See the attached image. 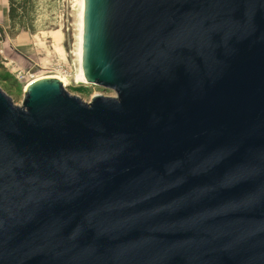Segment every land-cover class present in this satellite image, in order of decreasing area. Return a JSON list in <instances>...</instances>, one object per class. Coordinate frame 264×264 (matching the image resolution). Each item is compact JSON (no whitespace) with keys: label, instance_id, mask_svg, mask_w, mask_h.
Instances as JSON below:
<instances>
[{"label":"water","instance_id":"water-1","mask_svg":"<svg viewBox=\"0 0 264 264\" xmlns=\"http://www.w3.org/2000/svg\"><path fill=\"white\" fill-rule=\"evenodd\" d=\"M82 68L0 87V264H264V0H85Z\"/></svg>","mask_w":264,"mask_h":264},{"label":"rangeland","instance_id":"rangeland-1","mask_svg":"<svg viewBox=\"0 0 264 264\" xmlns=\"http://www.w3.org/2000/svg\"><path fill=\"white\" fill-rule=\"evenodd\" d=\"M81 8L82 0H36V32L23 30L16 37L9 33L6 11L1 12L0 27L7 32L0 38V87L15 104L23 105L26 87L16 78L17 69L38 77L63 75L67 90L86 102L97 94L116 95L113 90L77 80L81 68Z\"/></svg>","mask_w":264,"mask_h":264},{"label":"trees","instance_id":"trees-1","mask_svg":"<svg viewBox=\"0 0 264 264\" xmlns=\"http://www.w3.org/2000/svg\"><path fill=\"white\" fill-rule=\"evenodd\" d=\"M9 29L12 37H16L21 31L36 32L35 28V6L36 0H8ZM13 30V31H12ZM5 29L0 27L1 37L5 35Z\"/></svg>","mask_w":264,"mask_h":264},{"label":"bare ground","instance_id":"bare-ground-1","mask_svg":"<svg viewBox=\"0 0 264 264\" xmlns=\"http://www.w3.org/2000/svg\"><path fill=\"white\" fill-rule=\"evenodd\" d=\"M84 4H85V0H82V8H81V32H80V54H79V59H80V73L77 76V80L80 83H87L85 77H84V73H83V68H82V52H83V27H84ZM47 78H55V79H59L62 83L67 82V78L63 75H53V76H42V77H38L35 78L34 80H31L30 83L27 85H31L32 83L38 81V80H42V79H47Z\"/></svg>","mask_w":264,"mask_h":264},{"label":"built area","instance_id":"built-area-1","mask_svg":"<svg viewBox=\"0 0 264 264\" xmlns=\"http://www.w3.org/2000/svg\"><path fill=\"white\" fill-rule=\"evenodd\" d=\"M14 74L16 78L19 80V82L22 83L24 86H26L25 89L27 88V85L30 83L31 80L38 77L34 75H27L21 69H17L16 71H14Z\"/></svg>","mask_w":264,"mask_h":264},{"label":"crops","instance_id":"crops-1","mask_svg":"<svg viewBox=\"0 0 264 264\" xmlns=\"http://www.w3.org/2000/svg\"><path fill=\"white\" fill-rule=\"evenodd\" d=\"M8 9H9V1L8 0H0V14L4 10L8 16Z\"/></svg>","mask_w":264,"mask_h":264}]
</instances>
